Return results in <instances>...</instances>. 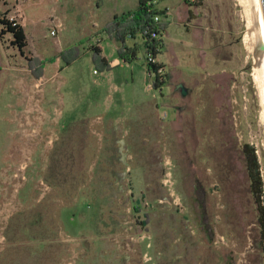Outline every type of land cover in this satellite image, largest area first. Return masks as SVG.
<instances>
[{"label": "rangeland", "instance_id": "obj_1", "mask_svg": "<svg viewBox=\"0 0 264 264\" xmlns=\"http://www.w3.org/2000/svg\"><path fill=\"white\" fill-rule=\"evenodd\" d=\"M82 2L75 1L73 6L70 0V5L75 12L82 10L87 16ZM129 2L132 5V0ZM167 2L174 11L182 7L184 0ZM228 4L225 24L221 19L209 23L217 29L231 30L226 38L214 33L192 37L184 25H170L173 32L165 36L159 54L166 65L162 69V89L153 88L142 36L127 39L128 48L137 57L129 67L119 64L112 74L116 84L123 86L117 91L120 94L113 97L127 100L110 115L123 116V128L119 127L122 133H91L89 129L92 118L102 109L100 100L108 95L109 84L84 50L87 45L76 46L80 52H75V64L67 68L65 76L62 74L68 83L61 78L52 80L48 74L49 80L34 89L36 81L28 73V61L12 45L13 38L0 36V255L13 245L19 255L17 264H108L104 256L114 253L122 259L121 264H187L186 244H180L178 235L188 222L185 217L191 219L188 231L200 238L195 256L205 260L209 249L195 218L204 221L210 216L213 250L223 255L222 264L227 254L234 258V264H263L255 246L257 213L241 153L247 143L256 149L264 179V108L255 76L259 66L255 53L246 45V6L241 0H229ZM115 5L116 0L101 3L105 18ZM9 10L1 5L0 20L9 15ZM29 14L35 15L36 11ZM77 30L73 27V32ZM53 39L46 31L42 41L34 39L32 47L47 53L43 41L52 44ZM35 59L43 71L48 62ZM99 79L104 87L93 90ZM179 84L188 89L186 95L175 90ZM191 111L196 113V125L207 133L203 139L198 140L192 134L196 130L189 127ZM67 129L70 132L64 135ZM83 133H89V139L84 144L88 163L82 167L68 151L73 152L72 145L80 148ZM112 134L116 137L114 152H118L121 162L117 170L101 172L98 159L106 153L107 146L114 144ZM151 148L154 153L160 152V157L153 159L152 169L143 171V183L138 180L142 171L134 166L138 162L128 158L135 154L143 157ZM56 152L61 160L52 159ZM122 165L134 169L125 170L126 177L119 182L112 171L117 172ZM168 168L172 172L173 195L162 182ZM135 171L139 172L136 177ZM132 173L133 185L129 177ZM159 175L161 187L156 183ZM142 191L150 199H157L142 202L143 212L138 214L134 210L135 198ZM157 194L161 197H155ZM96 202L102 204L99 217L91 212ZM38 208L45 213L40 232L56 230L58 240L52 248H33L31 257L28 251H22L20 244L26 240L19 230L25 225L24 219L28 223L24 215ZM72 209L85 213L78 215L77 224L70 219ZM144 212H149L151 219L145 231L139 222ZM17 216L23 218H17L14 224L17 234L10 233L8 238L6 232ZM98 221L96 230L89 228ZM98 230L106 237L102 252L97 249Z\"/></svg>", "mask_w": 264, "mask_h": 264}, {"label": "crops", "instance_id": "obj_2", "mask_svg": "<svg viewBox=\"0 0 264 264\" xmlns=\"http://www.w3.org/2000/svg\"><path fill=\"white\" fill-rule=\"evenodd\" d=\"M72 1L74 6V2L80 0ZM103 1L105 0H83L82 9L85 10L87 16L86 14L83 15L81 13L82 10L79 11L76 9L75 12L74 8H72L70 5V0H3L0 3V7L1 5H4L7 9H10L9 14H13V12L16 10H20L23 14V18L20 20V26L23 28L27 38V48L25 50V55H22L25 57L24 59L28 61V59H30L29 57L43 58L42 60L48 62V65H44V74H42L40 78H36L32 71L30 69L28 70V73L32 75L33 80L36 81V84H33L34 89L37 88L40 82L46 79L49 80V78H47L48 74H50L52 80L61 78L62 82L65 84L68 83V79L63 78L62 74L65 76L67 68H72L76 60L71 64H64L61 59V54L65 50L77 48L76 46L82 47L83 45H87V48H84V50H87L90 56L93 54V49L98 48L101 50V56L105 58L110 65L115 63V67L111 68V70L101 71V75L108 80L109 93L105 98H103V100H100L99 105L102 109L95 117L92 118L93 123L89 129L91 133H122L119 130V127H121V129L123 128V123H121L123 116L110 117V115L115 114L117 109L121 105H125L124 103H126L127 100L124 98L113 97L115 94H120L117 91L119 89L121 90L123 86L116 84L112 74L113 69L119 67L121 64L125 67H129L132 61L136 59L137 55L136 52H133L131 48V50L124 49L125 58H121L118 51L122 47V44L110 39L106 33V27L122 16L138 11L140 7V0H132V5H129V3H131L129 2L130 0H124L123 4H120L119 0H116L115 7L109 10L108 18H105V15L101 9V3H103ZM113 1L115 0H108V3L110 4ZM167 1L168 0H163L160 2V0H156L155 3V10L159 12L160 16L162 15L161 23L165 27L162 41H164V38L167 34L173 32L172 29L170 31V25L178 28L181 25H184L185 30L187 33H189V35H192V37L197 34L207 37L213 33L218 34L223 38L231 35V30H227L226 28L217 29L216 27H211L209 24L210 21L215 23L217 19H221L225 24L227 17H229L228 11L225 9L227 5H230L228 4L229 0H197V3L193 2L192 0H184L182 7L174 11H172V8L167 5ZM76 4L78 3L76 2ZM32 11H36V14H29ZM58 24H61L63 28H61V30L57 32V35L53 37V43L48 44L45 40L43 41V46L45 49L47 46L48 55L45 50H39L38 52L36 49H33L32 45L34 46V39L42 41L44 33L46 31L51 32L52 29H54ZM73 27H76L78 30L73 32ZM177 31L179 32V30ZM137 34L135 33L134 35H129L126 38L125 45L127 47V39L135 38ZM7 35L12 38L11 34ZM78 35H80L79 38ZM85 40H88L87 44L84 42ZM157 62L166 67L165 63H163L164 61L159 59V55L157 56ZM102 82L103 80L100 79L97 85L95 84L96 82H94L95 88L93 90H98L99 88L102 89L104 87ZM125 82L128 83V80ZM126 83L125 86L127 85ZM27 89L31 91L28 87ZM113 89L114 92H112ZM91 104L92 102H90V105ZM157 107L159 108L158 105ZM107 117L110 118L106 122ZM110 138L113 140L112 142L114 144L111 145V147L107 146V150L103 149L106 151V153L104 152L100 156L101 159H98V163L101 164L102 169L115 168L117 170V165L120 164L121 158L117 157L118 152H114L116 139L115 135H110ZM130 154L131 153H129V155ZM155 157L156 159H159L160 152L156 151V153H154L151 148L150 150H146L144 152L143 157H139V155L135 154L133 157L131 156L128 158V161L138 162V164L134 165L136 168L135 170L147 171L154 167L152 161ZM149 163H152L153 166L151 165L148 167L147 164ZM121 168H124L125 170H131L133 167H130V165H122ZM138 180L140 182L144 181L142 177H139Z\"/></svg>", "mask_w": 264, "mask_h": 264}, {"label": "trees", "instance_id": "obj_3", "mask_svg": "<svg viewBox=\"0 0 264 264\" xmlns=\"http://www.w3.org/2000/svg\"><path fill=\"white\" fill-rule=\"evenodd\" d=\"M3 0H0V3ZM146 5V0H140V7L138 9V11L134 12V13H129L126 14L124 16H122L121 18L117 19L116 21H114L112 24L108 25L106 27V33L108 34V36L110 37V39H112L115 42H119L122 44V47L119 49L118 53L121 56V58H125V53H124V49L126 50H131L129 49L126 45H125V40L129 35H134L135 33L140 34L142 36V38L145 40V46L146 44L148 45V42L146 43V40L148 38L146 32L147 29L151 23L152 20V14L149 13L145 7ZM162 29L165 32V27L162 25ZM6 34H11L13 40L11 41L12 45L14 47H16L18 49V51L21 53V55H25V50L27 48V38L25 35V32L23 30V28L21 26L18 27H12L10 25H8V23L6 22V20H0V36H4ZM75 52H80L77 48H72L69 49L67 51H65L62 54V61L65 64H71L73 61H75L78 57V54ZM160 52L158 53H154V58L157 59V56L159 55ZM93 62L95 65H97V67L99 68L100 71H108L111 70V68L115 67V63H113V65H110L107 60L105 58H103L101 56V50L98 48H94L93 49ZM28 63H29V69L32 71L33 75L36 78H40L43 74L42 69L38 68V63L36 62L35 58H30L28 59ZM117 65V63H116ZM164 65L158 63V62H148L146 64V68L148 73L151 75V77L153 78V88L158 90V89H162L163 86L165 85V81H163V79L161 78V76L159 75L158 71L163 68ZM162 96H165L163 94H161ZM195 111H191V121H190V128L192 130V128H194L196 130L197 133H192L193 135H195L196 137H198V140L205 138V136H207V133H204L202 130V126L198 127V125H196L195 121V116L196 113H194ZM214 129V128H213ZM205 130V129H204ZM65 133L64 135H66L67 133L70 132L69 129L64 130ZM200 132V133H199ZM88 134L89 133H83L81 139H80V148L77 149V146H74L72 144L73 147V152H69L68 154H70V157L74 156V160L75 162H80V164L82 165H87L88 162L85 163V151H86V147L84 144H86L88 141ZM188 140H189V135H188ZM82 145V147H81ZM205 145V144H204ZM208 147L211 146V144L207 145ZM69 147V146H68ZM214 148V147H212ZM241 153L243 155L244 158V165H245V170L247 173V177H248V191L250 193L251 198L254 201V205H255V209H256V213H257V219H256V223H257V237L255 238V246L258 248V250L261 252L262 254V259H263V264H264V179L263 176L261 174V168H260V161H259V157L257 155L256 149L250 145V144H244L242 149H241ZM57 152L55 154H53L52 159L53 160H61V158L59 156L56 155ZM65 154H67V151L65 152ZM80 154V155H79ZM84 163V164H83ZM98 166V170L105 171V169H101V164H97ZM97 172V171H96ZM113 175L118 179L119 182H123V180L125 179L126 175H125V169H119L117 172H113ZM138 171H135V177L136 175H138ZM141 174H143L141 177L144 179V173L143 171L141 172ZM132 175H129L130 177V182H132V185L134 183V180L132 178ZM151 175H148V178H150ZM134 177V178H135ZM157 178V182L160 185V179H161V175H159ZM46 181H48V178H46ZM153 181V180H152ZM151 181V182H152ZM123 185V184H121ZM161 187V185H160ZM150 189H147V191H149ZM155 197H161L160 194H157ZM157 198L155 199H150L149 198V194L146 192H141L137 198H135L136 200V204L134 207L135 212H137L138 214H141L143 212V209L141 207L142 202L147 201L148 202H155ZM194 200H196V198H194ZM102 211V204L99 202H96L93 204V211L92 215L95 214L96 217H99ZM80 214H85L84 211L82 210V212H80L78 214V210L77 209H72L71 211V215H70V219L72 220V222H74L75 224L79 223V217L78 215ZM87 214V213H86ZM207 214V213H204ZM208 215V214H207ZM27 222L25 221V219L23 220L25 225L22 226V228L19 230L20 232H22L25 236V240L26 241H22L23 244H20V246L22 247V251H28L31 255V257L34 255L32 249L36 248L37 250L40 249V247H51L52 245L58 240V232L56 230H50L49 232L47 231H41L40 230L44 227V216L45 213L43 211H41V208H38L35 211L30 212L27 215H24ZM141 216V215H140ZM17 218L21 219L22 216H17L15 221L14 219L12 220V227L9 228L6 232L8 238L11 234H17V230L15 229L14 224L18 223L17 222ZM141 220L140 225L141 228H143L145 230H148V226L151 222L150 219V213L149 212H144L143 217H140ZM207 218V217H205ZM23 219V218H22ZM202 218H195V223L197 224V228L199 230V234L203 233L205 235V241L207 242L206 245H208V249L209 252L205 258V260H202L201 256H195V254L198 251V244H199V240L200 238L193 236L189 231H188V222H191V219L189 216L185 217V221H188L186 223V227L182 230V228H180V233H178V235L180 236L181 240H180V244H186V262L187 264H200V261H202L203 264H222V254L219 251H214L213 249V243H214V235H213V231L211 228H209L210 226V216H208L207 220L205 219L204 221L201 220ZM15 222V223H14ZM100 221H98L97 225H92L89 226V228H93L94 230L97 229V227L99 226ZM18 236V235H17ZM103 235L99 232L97 233V243L99 245V248H97L99 251L102 252V246L103 244L106 245L105 241H106V237H102ZM36 244V245H34ZM158 244V243H157ZM180 244H177V246L179 247ZM14 247L13 245H9L7 247V249L0 255V264H17L18 263V252L17 250L14 251ZM104 247V246H103ZM177 248V247H176ZM117 253H114L113 255H105L103 259L106 260V263L108 261V264H121L122 263V259L119 260L120 258H118V256H116ZM192 254V255H191ZM197 255V254H196ZM156 258L157 254L155 255ZM190 257H192V260H190ZM226 261L225 264H234L233 263V257L230 255H226L224 256ZM160 259V257H159ZM169 257H165L166 261H169ZM176 262V261H175ZM176 264V263H173ZM178 264V261H177Z\"/></svg>", "mask_w": 264, "mask_h": 264}, {"label": "built area", "instance_id": "obj_4", "mask_svg": "<svg viewBox=\"0 0 264 264\" xmlns=\"http://www.w3.org/2000/svg\"><path fill=\"white\" fill-rule=\"evenodd\" d=\"M30 1V0H28ZM193 2H197V0H192ZM155 3L156 0H146V9L149 13L152 14V20L151 23L147 29V40L146 43L148 42V45L146 44V51H147V61L148 62H157V59L154 58V53L161 52V47H162V39L164 37V30L162 29V23H161V17L159 12L155 10ZM23 14L20 10H16L13 14L5 15V17L2 20H6L8 25L12 27H18L20 26V20H22ZM62 25L58 24L54 29L51 31V35L55 37L57 35V32L61 30ZM163 68H161L158 73L162 77ZM150 75V74H149ZM151 76V75H150ZM169 164L166 161L165 166L167 167ZM163 184L168 188V190L171 191V194L173 195V190H172V172L171 169L168 168V171L164 175L163 179Z\"/></svg>", "mask_w": 264, "mask_h": 264}, {"label": "bare ground", "instance_id": "obj_5", "mask_svg": "<svg viewBox=\"0 0 264 264\" xmlns=\"http://www.w3.org/2000/svg\"><path fill=\"white\" fill-rule=\"evenodd\" d=\"M246 6L248 13V31L246 34V45L251 52H254L259 66L256 71V79L262 90V102L264 108V49L262 44L260 26L254 0H241ZM262 108V109H263ZM264 112V111H263ZM263 120H264V116Z\"/></svg>", "mask_w": 264, "mask_h": 264}, {"label": "water", "instance_id": "obj_6", "mask_svg": "<svg viewBox=\"0 0 264 264\" xmlns=\"http://www.w3.org/2000/svg\"><path fill=\"white\" fill-rule=\"evenodd\" d=\"M254 2H255V6L257 10L262 44H263V49H264V0H254ZM176 88L181 89L182 95L187 94L188 89L183 84H179Z\"/></svg>", "mask_w": 264, "mask_h": 264}, {"label": "flooded vegetation", "instance_id": "obj_7", "mask_svg": "<svg viewBox=\"0 0 264 264\" xmlns=\"http://www.w3.org/2000/svg\"><path fill=\"white\" fill-rule=\"evenodd\" d=\"M176 87H177V86H176ZM176 87H175V90H176V91L179 90L180 92H182L181 89H177ZM187 93H188V91H187Z\"/></svg>", "mask_w": 264, "mask_h": 264}]
</instances>
